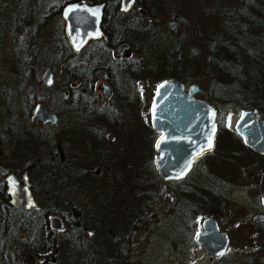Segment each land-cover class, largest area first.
Masks as SVG:
<instances>
[{
	"label": "rangeland",
	"instance_id": "1",
	"mask_svg": "<svg viewBox=\"0 0 264 264\" xmlns=\"http://www.w3.org/2000/svg\"><path fill=\"white\" fill-rule=\"evenodd\" d=\"M163 1L167 13L157 15L158 20L152 24L153 27L165 26L170 17L177 19L179 27L176 34L186 36L191 47L192 45L201 47L202 56L199 62L203 64L208 51L209 37L212 36L208 31L206 17L212 10L224 7L231 0ZM15 12L14 6L10 3L5 10L0 11V20L4 18V21L0 22V98L4 88L12 83L10 80L21 85L19 78L9 79L15 71L18 72L16 60L9 62L8 59L10 43L15 34L11 32L12 18L7 13ZM57 34L60 35L59 32ZM57 34L53 26H44L39 31L36 39L38 58L32 73L39 70L43 72L45 69L47 65L45 59L51 51L52 41ZM124 55L130 54L126 51ZM162 77H172L162 64L154 70L142 69L141 75L137 77L136 87L139 95L131 107H127L122 112L120 127L123 129V134L118 135L114 127H110L106 132L105 145L111 149L108 165H100V160L95 158L88 159L90 154L89 149L83 146L86 141L84 137L77 141L68 136H61L57 126L32 127L26 113L27 102L23 100L22 92L18 89L14 97L11 96L15 99V108H17L13 120L9 121V116L2 114L3 109L0 107V138H2L0 157L4 153L7 159L3 162L0 158V164L5 163L7 166L9 161L8 167L19 170L30 160H35L38 156L43 157L42 163L34 168L31 175L32 182L37 184L40 183V179L45 178V186L43 185L40 192L37 191L36 196L39 203L49 205L53 214H69L68 209L71 212H74L73 210L79 212V218L83 221L85 248H87L84 254L87 261L84 264H264V229L255 227L247 221L249 214L258 206V196L264 194L263 156L253 160L256 167L249 168L246 167L249 162L239 158L226 191L230 204L225 211L217 212V215L202 213L196 220L185 218L187 216L185 215L178 220L171 216L174 211L179 212L176 207L177 193L172 190L175 200L170 204L165 197L166 192L159 195L160 182L156 181L151 191L147 187L146 182L152 175V169L154 170L152 164L154 151L151 149L155 137L151 138L149 128V105L155 85ZM24 78L25 76L20 77L23 81ZM120 81L121 90L125 94L123 101L129 105L130 98L133 99L136 93L132 87L127 86V82ZM53 90L52 88L49 93H53ZM37 96L43 98L45 103L54 102L53 96L50 99L45 90L38 91ZM196 97L205 98L204 90L201 94H196ZM116 102L115 98L111 100L112 104ZM0 104H3L1 99ZM240 112L231 109L221 115L219 120L222 129L230 131L235 137L238 135L234 130V124ZM8 121L16 126L14 135L15 137L20 135L19 142L13 143L12 133L10 139L8 138L9 132L5 131ZM32 132L42 137L43 150L37 148L39 142L32 137ZM136 132L142 137L141 145L139 138L134 136ZM229 140L238 146L235 140ZM132 142L136 144L135 148L131 145ZM60 143L65 155L76 156L87 152L80 154L78 160L80 168H88L91 171L86 190L56 189L57 167L54 159L57 160V147ZM135 149L138 158H141L142 162H148L145 173L140 171L139 166H136L138 162L135 163L129 155V152H134ZM96 169H100L99 174H95ZM141 175H143L141 183L134 185V179L140 178ZM252 181L258 184L254 190L250 189ZM142 190L146 192L145 197L140 196ZM135 195L139 198L136 199ZM170 209H173V212H170ZM205 216L214 217L220 229L230 238L227 253L221 259L208 255L195 241L194 233ZM178 222L184 229L179 234L175 232ZM62 252L55 255L49 253L48 259L56 257V264H68V256ZM90 254H93L92 257ZM40 261L41 258L39 260L36 258L34 263L39 264Z\"/></svg>",
	"mask_w": 264,
	"mask_h": 264
},
{
	"label": "flooded vegetation",
	"instance_id": "2",
	"mask_svg": "<svg viewBox=\"0 0 264 264\" xmlns=\"http://www.w3.org/2000/svg\"><path fill=\"white\" fill-rule=\"evenodd\" d=\"M122 1L123 0H103L95 2H92L90 0H0V11L5 10V7L9 3L10 5L14 6L16 11L15 13H7L12 18V20H10L13 25L11 32H14L15 34L10 43V55L8 59L9 62L15 59L18 69V72L15 71L12 74V77H9V79L19 78V80H21V85H17L14 80H10L12 81V83L4 88V93L0 98L1 103H3L0 104L1 109H3L2 114H7L9 116V121L13 120L14 113L17 110V108H15V99L13 97L16 91L20 89V91L22 92V98L27 102L28 105L26 113L32 127H35L36 125L57 126L58 133L61 136H68L70 138L77 139V141L81 140V138L84 137L86 141L83 143V146L89 149L88 153L90 154L88 159L95 158L97 160H100V165H108L110 160L109 155L111 149L110 147H108V145H105L107 130L110 129V127H114V131L118 135L123 134V129L122 127H120V122L122 121V112L125 111L127 107L130 108L131 104L135 102V100L137 99L136 97H138L139 95L138 89L136 87L137 77L141 75L143 69L142 62L140 61L139 56L136 55L134 50L135 41L124 40L118 43L113 48H110L106 44L107 42L104 39L105 36L102 29V22L108 6L112 4V12H117L123 15L124 19L127 20L136 22L137 17H141L144 24H146V26L148 27L147 29L149 30V32H153L165 38L175 36L176 30L179 27V21L174 17H170L165 26L157 25L153 27L152 24L158 20L157 15L159 16L161 14L167 13L166 6L164 5L165 2L163 0H132L129 8H127L125 11L121 9ZM74 3H84L88 5L103 4L102 19L100 23L102 35L98 38L89 40L79 51L74 50L70 45L65 34V20L62 17L63 9L67 5ZM3 21L4 18L0 20V22ZM170 21H176L177 25L174 29H170ZM44 26L55 27L56 34L57 32H59L60 35L57 34L55 36V40L52 41V45L50 47L51 51L48 52V57L47 59H45L47 61V65H45V69L43 70V72H40L39 70L32 73L36 64V60L38 58V50L36 48L37 35ZM126 51L129 52L130 55L125 56L124 52ZM53 64H55V67H53ZM48 68L51 71L52 77V83L50 85L45 84L43 80ZM100 71L105 72L104 76H102L103 73H101ZM23 76H25L24 81L20 79V77ZM120 80H124L125 82H127V86L132 87L134 93H136L134 97L135 99L130 98L129 105L123 101V97H125V94L121 90ZM102 82L110 87V93L106 98L104 97L103 89L100 87ZM34 83L37 84V88L35 92L31 94L29 93L28 89ZM52 88L54 89L53 93H49L50 91H52ZM41 90L47 91L50 99L53 96L54 102L45 103L43 98L38 97L37 92ZM11 96L13 97L11 98ZM114 98L117 101L116 104L111 103V100ZM38 103H42L43 105H45L48 112H53L56 114L57 119L54 124L50 122L43 123L40 120L33 122L31 120L33 109ZM48 104H51L53 108L48 106ZM217 118L218 110L216 115L218 128L215 134L214 146L219 130V123ZM9 121L5 126V131L7 130V132H9L8 138L10 139V135L12 133L13 143H15L16 141L19 142L20 135H16V137L14 135L16 134V126L13 123L11 124ZM149 128L151 129V138L155 136L151 149L154 151V157L157 154L156 150L154 149V142L158 136V133L153 130L151 124ZM31 134L32 137L36 139V142L42 143V137L40 136V134H35L34 132H32ZM134 136L136 138H139V143L141 145L142 137H139V135H137V132L136 134H134ZM238 138L240 137L238 136ZM1 140L2 138H0V141ZM131 145H133L134 148L136 146V144H134L133 142ZM252 151L257 153L259 156L264 157L263 154L258 153L254 150ZM57 154L58 166H56V189L64 188L72 191L86 190L91 171L88 168H80L78 165V160L80 154H87V152L85 151L83 153L76 154V156L65 155L63 154L62 150V143H60V145H58L57 147ZM129 155L132 156V160H134L135 163L136 161L138 162L136 166H140L142 160L141 158H138L136 149L134 152H129ZM0 158H2L3 162L5 161L6 158L4 156V153ZM40 162L41 159L37 157L35 160H30L24 165L23 168L19 170L8 167L10 163L9 161L7 162V166H5V163H2L3 166L0 164V175L2 176L0 178V214H8L10 212L9 209H12L13 212L14 210L19 212H29L30 210H40L41 208L47 206V204L39 203L36 196L37 191L40 192L43 188L45 178L39 180L41 184H37V182L33 183L31 180L32 171L35 167L40 165ZM252 163H254V161ZM194 165L188 175H191L194 171ZM99 172L100 169H96L95 174H99ZM9 174H13L15 176L20 186L24 185V176H27L30 192L34 198V201L36 202L35 206L24 208L10 203L11 197L8 195V187L6 182V177ZM257 181L259 182V180ZM229 184L230 182H228V185ZM250 186V189L252 188L254 190L256 189L258 184L255 183V181H252L250 183ZM262 197H264V194L258 196V206L249 214V216L247 217V221H249L255 227L264 229V222L255 223L252 221V216L254 214H264ZM174 200L175 199H173L171 202H168L172 204ZM73 211L74 212H71L70 209H68L69 214L66 213L67 217H65L63 213L48 214L46 220L49 233L53 232L54 235L63 233L68 228V222H71L75 225V230H78L79 227L84 230V226L81 227L79 225V221H82L79 218V212L75 210ZM171 212H173V209ZM53 215H58L59 217H61L63 222L62 230H56L50 226L49 219ZM201 222L200 226L194 233V238H196L197 232L202 229ZM229 242L230 238L228 241V246ZM58 252H60L59 247H55L52 252L47 250H43L42 252H39L37 254L26 252L22 256L21 264H28L27 261H24V257L27 253H31L34 255V259L30 261V264H35L34 262L36 261V258H38V260L41 258L39 264H56V257H52V259L49 260L48 256H50L51 254H58ZM226 253L219 256H210L221 259Z\"/></svg>",
	"mask_w": 264,
	"mask_h": 264
},
{
	"label": "trees",
	"instance_id": "3",
	"mask_svg": "<svg viewBox=\"0 0 264 264\" xmlns=\"http://www.w3.org/2000/svg\"><path fill=\"white\" fill-rule=\"evenodd\" d=\"M111 8L112 4L108 6L102 22L104 39L110 48L124 40L135 41L134 50L144 70H154L162 64L172 77L182 80L184 86L197 83L203 88L205 99L218 110V123L221 115L231 109L243 111L257 107L264 118V0H231L224 7L211 11L206 19L212 36L209 37L203 64L199 62L201 47H191L186 36L162 37L149 32L141 17H137L136 22L127 20L123 15L112 12ZM48 106L53 108L51 104ZM229 139L235 140L238 146ZM37 148L43 150L44 147L39 143ZM258 156L219 124L215 146L211 152L197 159L192 172L194 177L191 174L178 181H162L152 169L146 185L151 191L157 181L160 182L159 195L169 190L177 193L179 212L174 211L171 216L178 220L185 215V218L194 220L202 213L217 215L230 204L226 191L239 158L249 162L246 165L249 168L256 167L252 161ZM38 157L41 164L43 157ZM54 162L58 166L56 159ZM147 164V161L140 164L141 172L145 173ZM142 176L134 179V185L141 183ZM144 191L140 196L145 197ZM136 195L135 198H139ZM9 210L8 214H0V264H21L26 252H52L55 247L68 256V264L87 261L82 228L75 230V225L68 222L63 233H49L46 219L53 212L49 205L29 212ZM63 215L67 217L66 213ZM79 222L83 227L82 221ZM175 229L177 234L184 231L179 222Z\"/></svg>",
	"mask_w": 264,
	"mask_h": 264
},
{
	"label": "water",
	"instance_id": "4",
	"mask_svg": "<svg viewBox=\"0 0 264 264\" xmlns=\"http://www.w3.org/2000/svg\"><path fill=\"white\" fill-rule=\"evenodd\" d=\"M132 0L122 1V10L129 8ZM103 4H69L62 12L65 20V34L74 50L79 51L89 40L102 35L100 23ZM176 21H170V29L176 27ZM123 47V46H122ZM120 47V48H122ZM103 73L104 71H100ZM47 85L52 83L51 71L48 68L44 76ZM104 97L110 93V87L102 82ZM37 84L29 87V93H34ZM203 88L197 83L187 89L182 80L169 77L160 80L156 85L149 106L150 124L158 136L154 142L157 154L153 157V167L162 181H178L184 179L192 170L195 161L214 147L217 132V109L201 94ZM56 114L48 112L45 105L38 103L33 109L31 120H40L43 123L56 122ZM234 130L243 144L252 150L264 155V118L260 116L257 107L240 112L234 124ZM211 142L212 147L208 148ZM7 192L11 197L10 203L24 208L36 205L29 189L27 176H24V185L20 186L13 174L6 177ZM171 202L174 199L169 190L165 194ZM264 206V197H262ZM172 209H170V212ZM252 221L264 222V214L257 213ZM50 226L56 230L63 229L61 217L53 215L49 219ZM202 229L196 234L197 244L209 255L219 256L226 253L229 238L221 230L216 219L206 216L201 222ZM34 255L27 253L24 261L30 264Z\"/></svg>",
	"mask_w": 264,
	"mask_h": 264
},
{
	"label": "snow or ice",
	"instance_id": "5",
	"mask_svg": "<svg viewBox=\"0 0 264 264\" xmlns=\"http://www.w3.org/2000/svg\"><path fill=\"white\" fill-rule=\"evenodd\" d=\"M212 147V144L211 142L208 143V148H211Z\"/></svg>",
	"mask_w": 264,
	"mask_h": 264
}]
</instances>
